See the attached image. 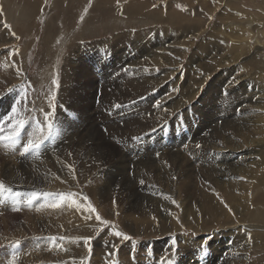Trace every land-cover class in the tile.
Instances as JSON below:
<instances>
[{"label": "bare ground", "instance_id": "6f19581e", "mask_svg": "<svg viewBox=\"0 0 264 264\" xmlns=\"http://www.w3.org/2000/svg\"><path fill=\"white\" fill-rule=\"evenodd\" d=\"M235 2L225 1L228 12L233 11L232 20L248 17L253 29L245 31L242 23L235 28L226 24V29H231L228 33L219 23L216 31L224 40L223 52L209 38L212 26L207 30L205 23H198L202 13L197 6L181 5L177 0H170L168 8L167 0H123L124 6H116L117 0H103L114 10L123 9L122 13L130 18L142 17L138 19L140 23L143 18L154 20L148 22L150 25L115 35L116 40L110 43L122 44L133 52L123 61L129 71L125 70L122 81L109 62L94 73L92 62L82 53L88 47L74 49L66 57L60 95L71 97L70 108L76 112L56 113L55 108L47 107L48 112H54V125H59L55 137L30 156L17 145L15 149L10 146L6 158L0 157V182L4 185L0 188V214H4L0 217V246L7 247L9 242L11 250L7 251L10 258L0 254V264H8L14 243L19 240L22 246L21 251H15L20 252L14 253L16 264H79L90 252L89 244L84 242L89 236L96 242L91 250L96 254L95 261L89 258L81 264H137L140 260L130 254L134 243L115 237L116 231L166 236L182 229L207 234L218 228L226 234L214 238L211 245L230 251L225 264H264V45L259 39L254 44L250 41L257 30L264 39V1L256 5L259 11L252 12ZM1 3L8 6L10 0L7 4L0 0ZM238 32L247 36L241 38ZM18 35V28L6 26L0 11V134L12 135L15 120L28 121L21 130L24 143L28 133L39 139L41 133L35 122L44 124L46 111L32 92L25 93L22 82L27 76L22 52L18 45H10L19 39ZM111 40H101L99 44L105 48ZM211 75L207 83L211 90L204 102L214 98L216 88L226 83L228 92L223 95L219 90L218 99L242 96L243 102L239 116L226 112L220 116L221 123L217 120L205 131L206 124L191 122L196 111H202L203 97L199 95ZM124 79L128 82L125 86ZM94 86L99 90L103 87L101 103L95 108L99 117L95 123L90 100L87 102ZM13 107L18 110L16 114L12 113ZM179 119L181 124L176 127ZM103 128H107L106 134ZM117 145L134 151L131 162L117 150ZM23 159L29 169L21 167L26 164ZM85 196L89 199L85 200ZM89 203L111 219L112 225H103L102 218L95 219L96 213L87 212ZM86 215L92 219L85 220ZM80 225L88 227V236L80 234ZM235 232L239 233L233 236ZM166 239L157 242L169 243L173 236ZM178 240H184L182 244L193 253L204 241L186 234H180ZM171 245L166 248L168 260L179 256L172 255ZM118 247L122 248L120 253ZM125 249L129 258L124 256ZM253 251L259 252L263 261H251ZM3 259L7 261L1 263Z\"/></svg>", "mask_w": 264, "mask_h": 264}, {"label": "rangeland", "instance_id": "374dc122", "mask_svg": "<svg viewBox=\"0 0 264 264\" xmlns=\"http://www.w3.org/2000/svg\"><path fill=\"white\" fill-rule=\"evenodd\" d=\"M1 1L3 2V0H1ZM4 1H5V4H7V0H4ZM122 1L123 0H117L116 6H119V5L124 6L125 3H122ZM124 1L129 2L130 0H124ZM169 1L170 0H167V3L165 4V6L167 8H168V4H169L168 2ZM177 1H179L181 5H185V4L190 3L193 7H196V6L199 7L198 12L199 13L201 12L202 14H201L200 21L198 23H203V24L205 23L206 28L209 25L212 26V31L209 32V33H211L209 38L212 39L213 42L216 44L215 48L220 47L219 49H222V50L224 49V46H222V44H223L222 41H224V40L221 37L220 32L216 31L219 27L218 26L219 23L220 24L223 23V25H224L223 29L224 30L226 29L228 24L230 27L235 28V27L239 26L241 23L243 24V26H245L244 30L247 28L253 29L252 22L247 20L248 19L247 16H246L247 19H245V18L243 19V17H238V18H236V20H232L233 11L231 9V11L228 12V10L226 9V7H225V1L226 0H220L222 2H220V1L218 2L217 0H207V1L200 0V1L195 2V3H193L191 0H184V1L183 0H177ZM263 1L264 0H262V1L261 0H237V2H235V5L241 6V7L244 5L242 8L247 9L248 12H252L254 10L257 11L258 9H256V5L261 4ZM102 2H103V0H40L37 3V2H35V0H10V3H9L10 6L9 5L5 6V5H3L4 3L0 4V11L2 13V16H3V19H4L6 26L10 25L11 28L17 27L18 30L20 31V35H18L19 39L13 40L10 43V45L11 46L18 45L19 46L18 50L20 51V53L22 52L21 53V59L23 62L22 67H23V70L27 76L26 80L24 82H22V84L25 86L24 87L25 93L26 94L28 93V95H29V94H31L30 92H32L34 100L37 101L40 105H42L43 106L42 108L46 112H48L47 107L50 108V107H52V105L56 106L55 107L56 113H60V112L65 113L66 112L67 114H71V111L76 112L75 110H72L70 108L71 97L69 95H66V96H63L62 94H61L62 96L60 95L66 57L69 56V54H71V52L73 53L74 49H76L80 45H81V47H88L89 49L91 48V50L88 49V51H87V49H86V50L82 51L84 56L87 55L86 56L87 61L92 62V69L93 70L92 69L91 70L94 73L95 72L99 73L100 70H103V68L106 67V65H104L105 63H107L108 65L110 63L111 67H113L114 71L116 70L115 71L116 74L118 75V77L121 78V81H122V76L124 75L123 73H125V70H128V69H126L127 66H125L123 61L126 60L127 58H129L133 52H132V49L125 47L122 44L112 45L110 43H113L116 40L115 35L120 34V33H125L127 31L131 30L132 28L137 29L140 26L150 25V23H148V22L149 21L153 22V20H154V19H149V18H147V19L143 18L142 19L143 22L140 23V21L138 22V19L142 18V17L138 16L137 18H130L128 15H124L125 13H122L123 9H121V10L119 9V11L114 10V8H111L110 6L105 5ZM141 2L142 1H140V3ZM181 2H184V3H181ZM34 3H35V5H34ZM32 6H34V7H32ZM203 6H205V7H203ZM262 6H264V4ZM15 7H17V9ZM174 7H176V5ZM20 8H22V9H20ZM185 10L186 9H184L183 12H185ZM166 12H167V10H166ZM20 13H22V14H20ZM80 16L84 17L83 21L80 20ZM128 19L131 20V22H129ZM15 21L18 23V25ZM230 23H233V24H230ZM167 26H169V25L167 24ZM208 29H210V28H207V30ZM225 31L228 33H231V29H226ZM245 31H247V30H245ZM258 32L259 31L257 30V33L254 32L252 34L253 36L250 37V41L252 44H254L256 42V39H259V40H261V42L264 45V39L262 38V36ZM245 34H246L245 32H238L237 33V35L241 38L246 37L247 34L246 35ZM207 35H209V34H207ZM109 38L112 40L110 42H108L109 43L108 47L102 48L100 46L99 42H102L101 40H107ZM108 43H106V45ZM7 45H9V44H7ZM7 45H5V46H7ZM204 45H205V42H204ZM262 47H264V46H262ZM123 48H124V50H123ZM102 49H103V53L100 54V51H102ZM211 50H213V49H211ZM135 51H136V49H135ZM224 51H226V50H223V52ZM261 52H264V51H261ZM119 56H120V59H118ZM125 56H127V57H125ZM112 57H114V58H112ZM112 60H113V62H112ZM117 64H119L120 67ZM134 67L135 66L133 65L132 68H134ZM137 68L140 69L139 66H137ZM137 68H135V69H137ZM119 70H122L123 72L119 71ZM219 70L221 71L222 69L221 68L218 70L216 69L214 71L215 74H216V72L217 73L220 72ZM213 76H214V74H213ZM213 76L211 75L210 78L203 84L204 88L201 90V93L199 95L200 98L203 97V105H202L201 113L196 111V116L192 117V119H193L192 122L190 121L193 125L194 124H203V125L206 124L204 126L206 128L205 131L210 129L209 126L211 124L214 125L216 122H218L217 120H219L220 116H222L224 114L229 113V114H235V116H239L240 112H241V108H242L241 103L243 102L242 96H238L235 98L231 97L229 99H224V100H222V98L218 99L217 95H218V93H220V91L223 95L228 92V88H227L228 86L226 85L227 83L225 85L222 84V86L220 88L217 87L215 94H214L215 97L209 98L206 102H204L205 95L209 92V90H211V89L207 88V83H208V81L209 82L211 81V78ZM127 83H128L127 80L124 79L122 85L125 86ZM214 84H213V87L217 86L215 82H214ZM29 86L31 87V91L29 90ZM102 88L103 87H100L101 90H99L98 87L94 86L93 90L90 89V90H92V92L88 93V95L90 94L89 95L90 97L88 96L87 102H88V100H90L89 110H90V113L93 117L92 121L94 123H95V121H94L95 118L98 117V113H97V110H95V108L97 107V105H99L101 103ZM107 90H110V89H107ZM100 94H101V96H100ZM222 94H221V96H222ZM5 97H6V95H5ZM91 97H92V99H91ZM1 98H3V97L0 96V99ZM232 99H234V100H232ZM113 100H116V98H114ZM212 105H213V107H212ZM83 109L86 110V106ZM147 109H150V107L147 106ZM221 110L224 111L225 113L222 112ZM180 120H182V119H179V123H176V127H178L181 124ZM221 121H220V123H221ZM96 122H97V120H96ZM2 123L3 122H0V126L3 127ZM6 124H7V122L5 123V125ZM173 130H174V132L176 131L178 133L177 128H175V129L173 128ZM181 130H185V128H183ZM103 133H105V132H103ZM5 136H8V135L2 134V133L0 134V157L1 158H6L5 155L7 154V150L10 148V144H11L10 140L3 139V137H5ZM167 136H168V134H164L165 138ZM117 150L118 151L120 150V152L123 153L122 154L123 156L125 155L124 157L126 158L127 162L129 160H130V162L132 161L133 158L131 156H132V153H134V151L129 150L126 146H123V145H117ZM26 156H28V155H26ZM29 156H30V154H29ZM23 157H25V156H23ZM31 157L34 158L32 155H31ZM18 161H20V160H18ZM22 161H23V163H26V164L22 165L21 167L24 169H29L30 166L26 162V160L23 159ZM192 161H194V160H192ZM190 163H192V162H190ZM206 165H207V163H206ZM130 166L132 167L133 165H130ZM117 179H118V181H122L121 176H117ZM3 187H4V185H3ZM1 189H3V188H1ZM32 193L33 192L29 193L30 194L29 199H32L34 197ZM0 202H1V200H0ZM92 206L96 209V213L100 214V217L103 220H108L110 222V225H112L111 219L107 218L99 210V208L95 204H93ZM86 211L88 212V206H87ZM2 215H4V214L1 213L0 217ZM16 216H19V214H16L15 218H17ZM87 228L88 227H83V225H80L79 230L81 233L80 232L79 233L83 236H88L87 235L88 232L85 231ZM93 229H94V227H93ZM0 230H3V229H0ZM222 230L223 229L218 228L217 231H214L213 233L207 232V234H206V232L205 233H203V232H197L196 233V231H194V230L182 229V230H179V232L178 231H171L168 233L169 235H166V236H165V234L131 235L130 233H127L125 229H123L122 231L126 235H129L132 237L131 241L134 243L135 246L131 247V248H134L133 249L134 251L130 252V254L135 256L138 259V261L140 260L137 264H145L146 262H149L150 264H159V263L163 264V258H166V255L169 252L168 250H166V248H168V246L171 245L172 240L169 242L170 243L169 244L166 242L158 243L157 239L167 240L166 239L167 236H169V237L173 236V239L177 242V245H178L176 253L179 254L178 257H173L172 259L168 260V264H225L224 261L226 259V262H227V260H228L227 255H230V251H226L225 249H222L221 246H220V248L216 249L215 244L211 245L214 238H216V237L222 238L225 236L226 233H224ZM1 232H3V231H1ZM173 232H175V233H173ZM240 232L241 233L244 232L243 227H242V230ZM210 233H211V235H210ZM235 233L236 234H233V236H236L239 232L238 233L235 232ZM180 234H186L189 237L191 236V238H193V237L199 238L200 237L201 240H205V239L211 237L210 239H208L206 254H201V249H200L201 244L197 247L198 251L196 253H193L192 251H190L191 248L185 247V245L182 244L183 242H185L184 240H181V242L178 240V236ZM202 238H204V239H202ZM45 239H47V238H45ZM54 241L55 240H53L52 242H54ZM123 242H125V241H123ZM14 244L15 245L13 246V248L15 250H13V254L15 253L16 250L21 251L22 241L19 240V241L15 242ZM7 245H8L7 247L5 245L0 246V249H1L0 254L3 253L6 257L10 258L9 254H8L11 251L9 249V247H10L9 242ZM95 245H96V242L91 241V243L89 244V247L91 248V250L94 249ZM145 248H147V249H145ZM183 248H185V249H183ZM118 249H119L118 252L120 253V251H122V248L118 247ZM223 250H225V251H223ZM7 251H9V252L7 253ZM20 251H17V252H20ZM127 251H128L127 249H125L123 251L125 258L130 257V254L127 253ZM17 252L15 253V255L17 254ZM134 252H136V253H134ZM3 254H1L2 255L1 257H3ZM127 254H129V255H127ZM95 255L96 254H93L92 251L85 253L83 255L84 259L82 262L88 261L89 258L92 259L93 261H95V258H93V256H95ZM262 255H263V253H262ZM53 257L55 259V256H53ZM261 257L263 259V256L259 255V252L253 251V253L251 255V261L261 262V261H263L261 259ZM144 258H146V259H144ZM6 261H7L6 259H3V261H1V263L6 262ZM81 263H79V264H81ZM98 264H100V263H98Z\"/></svg>", "mask_w": 264, "mask_h": 264}, {"label": "snow or ice", "instance_id": "6c2138e0", "mask_svg": "<svg viewBox=\"0 0 264 264\" xmlns=\"http://www.w3.org/2000/svg\"><path fill=\"white\" fill-rule=\"evenodd\" d=\"M154 7H155V5H154ZM80 20L83 21L84 17L80 16ZM13 35H14V33H13ZM55 107H56L55 105H52L53 109ZM115 107H119V105H115ZM17 111H18L17 108H15V107L12 108L13 114H16ZM53 115H54L53 111L46 112V113H44V120H45L44 124H41V122H39V121L35 122L36 128L39 129V131L41 133L39 139H34L32 136V133H28L26 135V138H25L26 142H24V143L21 142V139H20L21 130H23L25 128V124L28 123V121H24V120H15V129H14L12 135L5 136V137H3V139L10 140L11 141L10 146L14 149L16 148L17 145H19V147L22 148V150H23V154H25V155L32 153V152H37L41 149L43 143L46 140H48L50 137L54 138L55 135L57 134L58 130H59V125H54V123L52 121ZM102 131L105 133L108 132L107 128L102 129ZM153 131H155V129H153ZM136 139H139V137H136ZM198 147H199V145H198ZM157 155H159V154L157 153ZM73 179H75V177H73ZM173 179H175V177H173ZM140 183H144V181L141 180ZM0 188H3L2 182H0ZM46 195H49V194H46ZM61 199L63 200L64 197L61 196ZM84 199L88 200L89 198L87 196H85ZM172 202L175 203L174 200ZM29 203H31V201H29ZM73 203L75 204L76 202L73 201ZM52 207H59V204H53ZM225 207L228 208L229 212H232V209L229 208L227 205H225ZM88 212L89 213H96V209L91 205V203L88 204ZM117 215H118V213H117ZM84 219L85 220H91L92 216L86 215L84 217ZM95 219L97 221H101V217H100L99 213H96ZM101 223L105 226H111L110 222L108 220H102ZM114 236L118 237L124 241H130L132 239L131 236L126 235L125 233H123L121 231H116L114 233ZM210 238L211 237L202 241V243L200 245L201 254H206L208 239H210ZM248 238L251 239V236L249 235ZM49 239L55 240L56 238L50 237ZM92 240H93V237H91V236L84 238V242L86 244H90ZM171 248H172V255H175L176 250L178 248V245L174 239L172 240ZM89 251H91L90 247H89ZM109 255H111V254H109ZM8 264H16V256L14 254L12 255L11 259L8 261ZM60 264H66V262H60ZM163 264H168L167 258H163Z\"/></svg>", "mask_w": 264, "mask_h": 264}]
</instances>
